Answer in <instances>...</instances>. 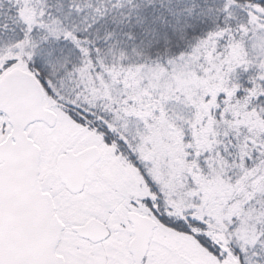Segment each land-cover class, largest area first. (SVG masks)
Returning <instances> with one entry per match:
<instances>
[{
  "label": "snow or ice",
  "instance_id": "snow-or-ice-1",
  "mask_svg": "<svg viewBox=\"0 0 264 264\" xmlns=\"http://www.w3.org/2000/svg\"><path fill=\"white\" fill-rule=\"evenodd\" d=\"M0 264H264V0H0Z\"/></svg>",
  "mask_w": 264,
  "mask_h": 264
}]
</instances>
